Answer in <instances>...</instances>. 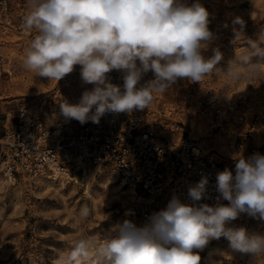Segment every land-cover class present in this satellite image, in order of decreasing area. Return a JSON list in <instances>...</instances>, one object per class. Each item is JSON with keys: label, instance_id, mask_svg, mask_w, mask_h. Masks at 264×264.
<instances>
[{"label": "clouds", "instance_id": "1", "mask_svg": "<svg viewBox=\"0 0 264 264\" xmlns=\"http://www.w3.org/2000/svg\"><path fill=\"white\" fill-rule=\"evenodd\" d=\"M28 9L22 30L34 35L24 50V67L59 82L80 66L82 81L93 88L77 104L61 102L60 109L81 125L98 124L108 112L149 108L155 94L165 93L178 78L202 82L222 59L218 48L210 58L202 54L213 33L209 12L199 0L190 6L184 0H28ZM249 44L253 54L264 56V37ZM240 59L249 64L248 55ZM262 64L255 63L248 78L261 75ZM113 70L123 73V90L110 82ZM149 71L155 78L137 87ZM230 75L239 78L238 69ZM234 159L235 175L225 168L216 176L217 199L228 205H188L174 196L142 227L125 220L102 239H74L54 264H200L194 250L221 237L234 252L264 255V236L228 226L241 213L264 220V155L238 153ZM207 184L205 176L189 188L194 202L204 197ZM89 216L88 206L77 214L79 221Z\"/></svg>", "mask_w": 264, "mask_h": 264}, {"label": "rangeland", "instance_id": "2", "mask_svg": "<svg viewBox=\"0 0 264 264\" xmlns=\"http://www.w3.org/2000/svg\"><path fill=\"white\" fill-rule=\"evenodd\" d=\"M184 2L190 6L196 0ZM199 3L209 12L208 27L213 33L202 54L210 58L213 49L218 48L222 59L202 82L178 78L165 93L155 94L148 112L150 118L159 120L172 109L173 118L183 123L191 137L208 144L230 162L235 156L232 145L236 136L257 112L264 110V64L261 75L248 78L255 63H264V56L253 54L249 44L264 37V0ZM28 43L16 33L4 36L0 32V136L6 125L14 123L21 104L52 124L63 116L61 102L73 104L81 99L83 89L93 88L82 81L79 65L59 82L26 70L23 58ZM241 55L249 56V64L243 63ZM237 69L239 78L233 79L230 71ZM108 78L123 90L122 72L113 70ZM154 78L149 71L137 87ZM213 98L215 107L209 102ZM113 176L108 170L93 168L87 179L70 184L27 175L15 181L0 176V264H54L58 253L68 250L74 239L94 236L99 240L108 236L115 225L132 221L130 188ZM83 206L89 207L90 216L79 221L77 214ZM248 234L264 236L259 230ZM194 251L199 252L200 264H264V255L256 258L234 252L223 237Z\"/></svg>", "mask_w": 264, "mask_h": 264}, {"label": "built area", "instance_id": "3", "mask_svg": "<svg viewBox=\"0 0 264 264\" xmlns=\"http://www.w3.org/2000/svg\"><path fill=\"white\" fill-rule=\"evenodd\" d=\"M28 10V0H0L1 34L16 33L30 42L34 33L22 30ZM209 102L215 107V98ZM148 110L108 112L98 124L88 121L81 125L64 116L49 124L28 105L21 104L14 123L6 125L0 136V176L15 181L25 174L70 184L86 169L108 170L148 199L131 197L134 205L129 214L137 227L166 209L174 196L188 205H228V201L217 199L220 193L216 176L225 168L235 175L236 160H224L208 144L191 137L183 123L173 118L172 109L159 120L150 118ZM263 140L264 110L257 112L236 136L232 148L235 155L242 153L245 158L254 153L264 155ZM205 176L206 193L194 202L188 190ZM228 226L244 227L248 233L264 232V220L246 213Z\"/></svg>", "mask_w": 264, "mask_h": 264}, {"label": "bare ground", "instance_id": "4", "mask_svg": "<svg viewBox=\"0 0 264 264\" xmlns=\"http://www.w3.org/2000/svg\"><path fill=\"white\" fill-rule=\"evenodd\" d=\"M90 171H91V169H86L79 177H74V180H75V182L76 181H78L79 179H82L83 177H84V179H87L88 178V175H89V173H90ZM25 175V174H24ZM113 175V174H112ZM114 178H116V176L114 175L113 176ZM120 181H122L121 182V185H126V183H125V181L124 180H122V179H119ZM74 182V183H75ZM127 186H129V188H130V191H131V197L132 198H139V199H141L142 200V197H140L139 196V194H138V191L136 190V189H134L131 185H127ZM146 199V198H145ZM132 208V207H131ZM255 232V231H254ZM261 232H263V231H261ZM264 233V232H263Z\"/></svg>", "mask_w": 264, "mask_h": 264}]
</instances>
